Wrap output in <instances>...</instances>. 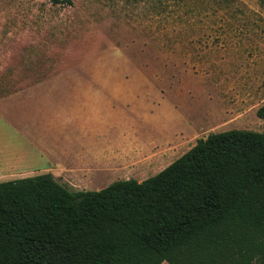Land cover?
<instances>
[{
	"label": "rangeland",
	"instance_id": "1",
	"mask_svg": "<svg viewBox=\"0 0 264 264\" xmlns=\"http://www.w3.org/2000/svg\"><path fill=\"white\" fill-rule=\"evenodd\" d=\"M70 1L0 0V98L18 97L10 107L17 118L13 128L51 137L54 131H37L38 119H50L45 111L54 110L44 109L39 98L76 97L81 91L75 89L103 87L136 146L165 156L163 166L110 174L94 186L143 182L212 133L264 134L257 111H233L224 93L231 80L261 76L264 0ZM71 181L70 191H99Z\"/></svg>",
	"mask_w": 264,
	"mask_h": 264
},
{
	"label": "trees",
	"instance_id": "2",
	"mask_svg": "<svg viewBox=\"0 0 264 264\" xmlns=\"http://www.w3.org/2000/svg\"><path fill=\"white\" fill-rule=\"evenodd\" d=\"M164 262L264 264L263 133H212L156 176L99 191L0 182V264Z\"/></svg>",
	"mask_w": 264,
	"mask_h": 264
},
{
	"label": "crops",
	"instance_id": "3",
	"mask_svg": "<svg viewBox=\"0 0 264 264\" xmlns=\"http://www.w3.org/2000/svg\"><path fill=\"white\" fill-rule=\"evenodd\" d=\"M262 69L261 76L255 80H231L226 86L224 93L230 95L229 100L234 104L233 111L251 108L258 111L264 105ZM102 90L105 89L84 87L75 89L81 91L76 97L39 98L38 103L42 101L44 109L50 107L54 110L45 111L46 115L52 116L50 119L43 118L41 123L38 119L37 131H54L55 136L51 137L43 134L32 137L29 127L19 130L13 128L11 121L17 118L10 107L17 104L15 101L18 97L0 98V182L51 174L64 187H67V183L72 185V179L80 181V189L102 190L105 186L94 185L97 181L105 180L107 175L138 173L153 165L163 166L164 154L144 152L141 146H136L135 134L129 130L128 135L126 126L118 124V113L110 109V98L103 96ZM61 99L68 100L69 105L60 104ZM20 116L22 122L27 123L28 116L24 117L22 112ZM75 125L79 128L67 130ZM105 126H111L114 131L107 133ZM125 140L130 144L125 145Z\"/></svg>",
	"mask_w": 264,
	"mask_h": 264
}]
</instances>
